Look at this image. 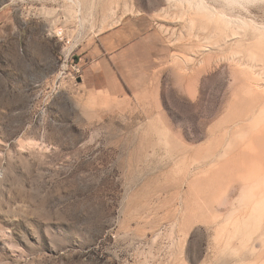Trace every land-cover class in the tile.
I'll use <instances>...</instances> for the list:
<instances>
[{
    "label": "rangeland",
    "instance_id": "obj_1",
    "mask_svg": "<svg viewBox=\"0 0 264 264\" xmlns=\"http://www.w3.org/2000/svg\"><path fill=\"white\" fill-rule=\"evenodd\" d=\"M125 16L122 96L79 54ZM0 264H264V0H0Z\"/></svg>",
    "mask_w": 264,
    "mask_h": 264
},
{
    "label": "crops",
    "instance_id": "obj_2",
    "mask_svg": "<svg viewBox=\"0 0 264 264\" xmlns=\"http://www.w3.org/2000/svg\"><path fill=\"white\" fill-rule=\"evenodd\" d=\"M152 27L153 23L147 18L142 16L126 18L125 16L123 22L104 31L98 40L87 48H82L79 54L82 57L89 56L91 61V64L89 63L83 71V78L85 76L87 82L93 86L99 82L104 84L109 94L125 96L127 92L123 83L126 85L129 83L125 80V71L122 72V70L128 69L131 62L125 58L131 51L133 52V49L139 50V57L142 59L144 53L155 52L152 44L148 46L145 43L154 38ZM119 60H123L121 61L123 66H120ZM139 62V67L143 69V61ZM118 74L123 78V82ZM154 102L157 105L156 100Z\"/></svg>",
    "mask_w": 264,
    "mask_h": 264
},
{
    "label": "built area",
    "instance_id": "obj_3",
    "mask_svg": "<svg viewBox=\"0 0 264 264\" xmlns=\"http://www.w3.org/2000/svg\"><path fill=\"white\" fill-rule=\"evenodd\" d=\"M55 35L59 41L63 42L64 45H70L72 42V40L68 39L67 35L64 34V31L62 29L58 30ZM73 51L74 50H72V52L68 55H71ZM70 67L74 75H80L82 73V67H80L79 64L71 62Z\"/></svg>",
    "mask_w": 264,
    "mask_h": 264
},
{
    "label": "trees",
    "instance_id": "obj_4",
    "mask_svg": "<svg viewBox=\"0 0 264 264\" xmlns=\"http://www.w3.org/2000/svg\"><path fill=\"white\" fill-rule=\"evenodd\" d=\"M75 59H76V58H75ZM121 82H123V81H121ZM123 85H124V87H125L126 91H128L124 83H123Z\"/></svg>",
    "mask_w": 264,
    "mask_h": 264
},
{
    "label": "bare ground",
    "instance_id": "obj_5",
    "mask_svg": "<svg viewBox=\"0 0 264 264\" xmlns=\"http://www.w3.org/2000/svg\"><path fill=\"white\" fill-rule=\"evenodd\" d=\"M220 1H222V0H220ZM224 2V1H223ZM225 3V2H224ZM229 3V2H228ZM71 48V47H70Z\"/></svg>",
    "mask_w": 264,
    "mask_h": 264
}]
</instances>
